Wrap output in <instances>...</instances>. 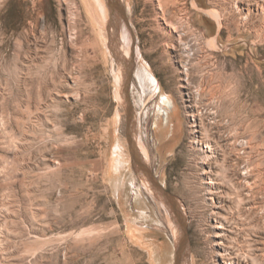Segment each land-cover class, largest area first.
Returning <instances> with one entry per match:
<instances>
[{
	"label": "rangeland",
	"instance_id": "1",
	"mask_svg": "<svg viewBox=\"0 0 264 264\" xmlns=\"http://www.w3.org/2000/svg\"><path fill=\"white\" fill-rule=\"evenodd\" d=\"M196 1L222 27L183 0L176 21L202 50L188 76L177 38L156 41L157 11L124 1L130 139L184 218L189 264H213L192 143L211 144L229 217L219 259L264 264V0ZM110 46L98 0H0V264H175L168 205L134 169Z\"/></svg>",
	"mask_w": 264,
	"mask_h": 264
},
{
	"label": "bare ground",
	"instance_id": "2",
	"mask_svg": "<svg viewBox=\"0 0 264 264\" xmlns=\"http://www.w3.org/2000/svg\"><path fill=\"white\" fill-rule=\"evenodd\" d=\"M124 1L125 0H98V3H99V6L101 7V10L105 18V23L107 24V27L109 30L110 40H111L110 47L112 49V54H114L115 58L119 62L118 69H119V74L121 75V78L120 77L117 78L120 84L119 97L123 101V103L125 102L126 104V101H124V98H126L127 101L128 99L126 95L127 77H126L125 71L127 70V67H128L127 63L130 67V70L132 71V66H133L132 63L135 57L130 55L128 59L126 58V54L123 49L122 41H121L122 39H123V42L127 41L126 39L128 36L126 35L125 32L124 34H122V38L120 39L119 27L123 24L125 25V19H126V16L123 11V8L125 7ZM182 2L183 0H144V5L145 7L148 8V11L150 12L157 11V16L155 17L157 19L158 27L154 28V31L157 34L156 41L162 44L165 47V49L167 48V50H169L170 42L175 43L176 42L175 38H177V43H179V45L182 48V54H184L188 58L187 62H185L184 65L182 66L184 73L188 76V72L190 68L189 67L190 61L198 53H200L198 51H202V50H201L200 40L199 38L195 37V34L193 33L194 31H192L193 28L191 27L187 16L180 18L178 21H176V14H180L183 12L187 13L184 7H182L183 6ZM192 6L195 9H199L200 11L202 10V11L208 12L215 21L219 22V27L220 28L222 27L221 16L219 15L218 12L212 11V10H208V11L204 10L203 8L200 7L198 1L196 0H194ZM123 31H124V28H123ZM186 36H188V38L184 40V37ZM215 39L216 37H213L211 40H209V43L213 45V47L216 41ZM127 52L129 53L128 50ZM148 72L151 73V71L149 70ZM142 76H145V75H142ZM148 77L153 78V74L151 73L150 75H148ZM154 79L155 78H153V80ZM162 101L163 103H168L169 99L164 98L162 99ZM127 112L129 116L128 118V137L131 138V132H130L131 110L129 106L127 108ZM189 117H191V123H192L191 128H192L194 127V122L196 121V117L194 114H191V113L189 114ZM156 126L157 128H159V125L157 123H156ZM191 132H192L191 135L193 133L194 134L196 133L194 129ZM192 144H193V147L198 150L197 152L196 151L194 152V156H196V160L194 159L193 160L195 164L201 167L203 170V172H201L199 175L200 181H201L199 182L200 184L199 187L200 189H202V191L200 192V190L199 189L198 190L200 193H202L201 194L202 201L204 202L205 207L208 208L209 210L207 223L208 225L211 224V229L203 230V231L206 232L207 238L210 244L212 246H215L213 256H212V262L213 264H239L237 261H235V259H232V258L229 259L228 261L225 260L224 258H223L224 259L223 261L219 259V256H222V254L227 253L229 251V248L224 243V241L227 240L228 237L225 239H221L220 242H218L219 240L217 241L213 240V238L215 237L216 238L224 237L228 235V232H229V230L227 229V223L229 221L228 220L229 217H223V215H221L219 211H216L220 209L225 210L224 206H221V207L218 206V205L225 203L224 200L218 199V196L221 195L222 193L223 187L221 186V183L220 184L217 183L216 182L217 180L213 177L214 169L212 165H213V162L215 161L214 157L217 156L216 150L211 144H207V145L203 144L201 143L200 140L196 138H194V141ZM141 154L144 157V161H143L144 164L146 165L147 168H149V165L151 163V158H150L148 150L144 149V151L141 152ZM137 172L139 173L138 176L144 183L149 193L155 199H157L160 202V204H162L163 206H165L164 203L168 205V206L166 205L167 208L165 211L168 213L170 218L172 217L171 220L173 221L174 229L176 230L175 236L177 239V246L182 247L183 249L181 252L179 264H189V253L188 251H186V248L188 247V245L183 244L184 240H183V231L181 230L182 228L180 227V225H178L177 221L173 218V215H172L173 211L171 210L172 208L170 207V203L172 205H175L176 203L173 202L171 196L167 195L168 196L167 198L170 202L169 203L167 199L165 198V195L154 186L152 182V176H151L152 173L150 172V170L149 171L140 170ZM226 179L228 178H225L223 181V184L225 185L228 184V181ZM254 193L257 195V192H254ZM175 217H176V214H175ZM181 218L182 220L184 219L182 215H181ZM131 233L134 234V231L132 229H131ZM140 236H139V240L141 241ZM136 237L137 236H135V238Z\"/></svg>",
	"mask_w": 264,
	"mask_h": 264
},
{
	"label": "water",
	"instance_id": "3",
	"mask_svg": "<svg viewBox=\"0 0 264 264\" xmlns=\"http://www.w3.org/2000/svg\"><path fill=\"white\" fill-rule=\"evenodd\" d=\"M130 76L128 78V82H127V86H126V95H127V99H128V106L131 110V103H130ZM129 118V116H128ZM129 141H130V147H131V154H132V158H133V163H134V169L136 171H140V170H144V171H149V168L146 167V165L143 162V159L141 157H138L135 148L133 146V142L131 141V139L128 137ZM151 172V171H150ZM152 173V172H151ZM152 176V182L154 184V186L161 191L164 195H168L164 189L162 188V186H160L154 179L153 174ZM172 213L176 214V217L178 218V222L180 223V226L182 227V231H183V244L187 245L188 241H187V233H186V228H185V224L181 218V215L178 211V209L172 205ZM182 247L177 246V252H176V259H175V264H179L180 263V256H181V252H182Z\"/></svg>",
	"mask_w": 264,
	"mask_h": 264
}]
</instances>
